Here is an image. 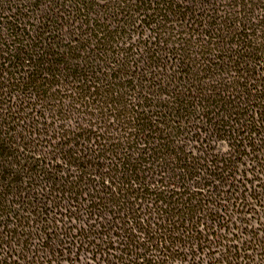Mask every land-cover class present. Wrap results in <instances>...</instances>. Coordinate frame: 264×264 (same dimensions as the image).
<instances>
[{"label":"trees","instance_id":"obj_1","mask_svg":"<svg viewBox=\"0 0 264 264\" xmlns=\"http://www.w3.org/2000/svg\"><path fill=\"white\" fill-rule=\"evenodd\" d=\"M254 180L264 0H0V264H264Z\"/></svg>","mask_w":264,"mask_h":264},{"label":"rangeland","instance_id":"obj_2","mask_svg":"<svg viewBox=\"0 0 264 264\" xmlns=\"http://www.w3.org/2000/svg\"><path fill=\"white\" fill-rule=\"evenodd\" d=\"M223 148L225 149L226 147L224 146ZM243 158L245 161L250 162L249 159H252V155L248 154V156L243 157ZM240 167L242 168V166H240ZM247 177L250 179V181L253 180L250 174H248ZM261 178H263V177H261ZM236 185H238V187H240V189H242V187L239 184H236ZM260 185H262L261 180L260 181H258V180L253 181L252 190H255V192H251V194H252V197H254L257 200L264 197V187L261 188ZM233 190H234V187H232V191ZM248 192H250V191L247 190V193ZM233 201H234V198H232V203H233ZM236 208H238V206L233 207V205H232V210L234 212L236 211ZM234 212H232V222L235 223L239 227L242 226V227L246 228V230H250V228H253L254 230L257 228H260L261 227L260 223L264 222V217L263 218L261 217L258 221H256V219L259 218L257 215L258 213L241 212V213L235 214ZM233 232L235 234V232H237V229L232 228V233ZM233 242H235V240H234V237L232 236V243ZM85 249H86V247H76V248L72 247L71 248V250H73V252L77 254V257L79 258L78 260L80 262L90 261L89 257H91V255H93L92 253H89ZM153 253H155V252H153ZM147 254L152 255V254H150V252H147ZM214 257L216 258L218 256L214 255ZM80 262H75V264H80ZM60 264H67V263L62 261V262H60Z\"/></svg>","mask_w":264,"mask_h":264}]
</instances>
